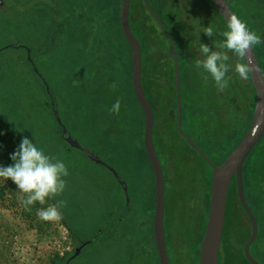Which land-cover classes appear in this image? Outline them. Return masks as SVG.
Returning <instances> with one entry per match:
<instances>
[{
    "label": "rangeland",
    "instance_id": "374dc122",
    "mask_svg": "<svg viewBox=\"0 0 264 264\" xmlns=\"http://www.w3.org/2000/svg\"><path fill=\"white\" fill-rule=\"evenodd\" d=\"M11 1L31 6L26 11L16 12L0 9V121L12 129L20 142L23 137H28L43 148L46 154L63 159L68 166L69 175L64 178L66 187L61 195L47 200L44 205H37L38 209L62 201L61 219L55 222L39 220L37 209L25 211L21 203L22 194L17 191L15 184L11 180H2L5 194L0 200V264H70L76 258L74 263L78 264L91 261L92 256L90 264H106L101 238L108 221L103 215L109 214L110 202H106V198L113 193L116 184L108 171L101 167L102 164L92 161L81 148L116 169L126 164L130 170L136 169L143 186L142 193L147 194L152 172L148 159L140 155L139 151V125L135 118L139 109L134 108L135 116L132 114V122L122 136L113 134L109 128L117 117L110 113L109 104L105 106L95 99L97 89L88 80L92 69L85 65L89 59L86 63L85 59L76 57L72 45L65 40L44 38L45 33L31 17H39L43 8L42 0ZM2 2L0 0V5ZM147 17L146 13L144 18ZM150 21L147 19L154 42L144 44L142 58L144 63L149 61L150 65L157 66L161 65L163 57L168 54L170 43L166 42L157 26ZM15 43L20 44L18 49L14 48ZM61 43H65L67 47L63 49L64 45L61 46ZM23 48L32 50L31 60L39 68L40 76L29 63L28 52ZM81 56L85 58L84 54ZM43 84L54 93L59 104L61 122L58 127L75 139L81 146L80 149L69 144L63 147L59 138L46 133V126L52 128L53 123L51 119L46 121L44 114V111L47 112L48 102L43 94ZM79 85L85 87L84 92ZM185 127L183 125L184 129ZM154 141L162 164L166 163L164 155L168 151L170 157L167 159L172 160L174 166L176 163L184 165L183 159L186 158L190 170L194 167L197 172L201 170V161L191 146L176 134L162 139L155 133ZM178 168L179 175L181 171ZM184 191L186 188H183ZM185 200L186 197H183L182 201ZM178 202L169 191V232L176 227L175 215L182 205ZM177 217L178 215L176 219ZM243 222L242 212L234 211L231 234L233 238H237V242L234 243L235 252L231 250L226 253L227 259L231 258L229 264H247L242 256L236 254L241 252L243 237L247 234ZM168 239L170 240V234ZM75 249H78V253ZM181 254L185 256L184 249ZM181 262L185 264L184 257Z\"/></svg>",
    "mask_w": 264,
    "mask_h": 264
},
{
    "label": "trees",
    "instance_id": "16d2710c",
    "mask_svg": "<svg viewBox=\"0 0 264 264\" xmlns=\"http://www.w3.org/2000/svg\"><path fill=\"white\" fill-rule=\"evenodd\" d=\"M3 1L6 7L14 12L26 11L29 8L11 0ZM43 1L48 3L46 0ZM59 1L84 4L83 6H78L79 11L73 10L75 12L73 15L78 14L79 18L86 17L83 21L80 19L81 24L83 25L84 23L86 25V28L84 26V32L88 34H103L110 38L111 41L116 39V34L121 33V35H124L121 21V0ZM147 1L176 45L180 70L182 130L213 163L219 166L250 130L256 106V92L250 75L244 79L234 71L230 72V86L224 90H219L210 79L206 82L204 77L192 68L194 61L198 58L200 43L214 48L213 38L205 35L203 32L204 28L212 27L214 39L220 40L222 39L220 34L226 27V22L218 13L213 0ZM227 2L234 15L242 18L250 30L255 31L257 35L264 38V0H227ZM51 13L52 18L56 19L55 15H53L55 9H52ZM146 13L149 17L144 18ZM87 14L89 15L88 17L86 16ZM147 19L157 26L161 36L168 42L166 36L149 13L144 1L131 0L130 23L135 37L141 39L142 57L145 52L144 44L148 45V43L154 42V36L152 31H150ZM68 28V34H73L76 30L75 24ZM77 31L80 32V26ZM126 42L127 51H129L131 58L130 45L127 39ZM114 50L120 51L119 46ZM254 50L264 73V45H257ZM228 55L233 67L237 63H245L243 57H238L232 52H228ZM163 59L161 65L157 66L150 65L149 61L147 63L143 62L142 83L146 97L155 115L154 135L157 133L159 138L168 139L176 134L191 146V149L201 161V170L197 172L195 167V170H190V165H188L186 158L183 159L184 165H181V163L177 165L176 163V166H174L172 160L167 159V157H170L168 151L165 152V155L163 154L166 160V163L163 164L166 181V237L168 239V234H170L169 243L171 242L170 245L173 251L171 254L173 264H183L181 262L183 257L185 258V264H200V248L209 215L213 169L199 155L191 143L178 132L176 70L171 44H169L168 54ZM130 77L132 78V70ZM129 88L131 96L128 93H126V96L131 101H134L135 106L139 108L142 113L141 119L145 125V114L135 96L132 83ZM183 125L186 126L185 129ZM56 129L61 135V128L57 124ZM0 132L5 133L0 135V165L8 166L12 163L9 158L10 154L17 149L20 140L3 121H0ZM62 140L61 146H65L68 140L63 136ZM101 167L105 168L103 165ZM178 167H180L181 171L179 175L177 174ZM105 169L107 170V168ZM243 182L248 206L256 217L259 227L258 237L251 246V254L258 264H264V138L244 165ZM155 185L154 177V195ZM183 188H186V191L183 192ZM169 191L173 193L176 201L179 200L182 204L179 212L175 215L176 227L172 232H169L167 228ZM4 194L5 187L2 185V180H0V200L4 198ZM183 197H186L184 202L182 201ZM155 200L156 197L154 199V204L156 205ZM37 205L39 206L40 204L32 206V209H37ZM236 210L241 211L244 215L243 224L246 226L245 229L247 231V234L243 237L241 252L237 253L239 257L242 256L246 263L249 264L243 250L244 245L251 236V224L239 202L237 182L234 179L228 194L225 235L221 250L225 249L232 241L237 242V238H233L231 234L232 215ZM230 247L234 252L235 245L227 246L229 249ZM182 249H184L185 256L181 254ZM230 260L231 258L227 259L224 264H229ZM221 262L222 257L220 255V264Z\"/></svg>",
    "mask_w": 264,
    "mask_h": 264
},
{
    "label": "crops",
    "instance_id": "0c3cea01",
    "mask_svg": "<svg viewBox=\"0 0 264 264\" xmlns=\"http://www.w3.org/2000/svg\"><path fill=\"white\" fill-rule=\"evenodd\" d=\"M46 1L48 3L45 1L42 2L43 8L39 13V17L31 15L34 23L36 24L38 22L37 25L45 33V39L59 38L61 41L65 40L68 44L72 45V47L69 46L76 53V57L85 59V62L89 59L88 64L85 65L92 69V73L88 75L90 77L88 80L92 86H95L97 89L95 99L100 101V103H104L105 106L109 104L110 108L117 100L121 103L120 112L118 114L114 113L117 117L116 121L113 125L110 124L109 129L113 134L122 136L127 126L132 122L133 110L136 107L134 101H131L128 96H126V93L131 96L129 87L131 83L133 85V63L132 54L130 58L129 51H127V42L124 35H121V33L116 34V39L111 41L110 38L103 34H88L84 32V26L86 28V25L84 23L82 25L80 22V19L83 21L86 17L79 18L78 14L73 15L75 13L73 10L79 11L78 6H83L84 4H77L75 2L66 3L63 1L53 2L51 0ZM25 6L30 8L31 5L25 4ZM5 8L8 9L3 1L0 5V9L4 10ZM52 9H55L53 15H55L56 19L52 18ZM80 12L82 13V11ZM86 16L88 17L89 15L87 14ZM24 17H26V15H24ZM72 24H75L76 30L73 34H68V27ZM79 26L80 32L77 31ZM64 44L65 43H61V46ZM19 45V43H15L13 46L18 49L17 47ZM118 46L120 51L117 52L114 49ZM65 47H67V45H64L63 49ZM23 49L28 52V57L30 59L29 63L40 76L39 68L31 60L32 50L30 48ZM80 49L82 51H80ZM82 54H84L85 58L81 56ZM131 70L132 78L130 77ZM82 85H79V88L84 92L85 87ZM44 89L43 94L48 102L47 112L45 113L44 111V114L46 116V121H48L47 119H51L53 123L52 128L46 126V130H48L46 133L48 136L51 135L59 138L62 142V136L64 138L68 137L79 145V143L65 133L62 128L61 135L56 129V124L59 125L61 122L59 118L60 112L58 110L59 104L54 93H51L48 88L46 89L44 87ZM141 116L142 113L139 110L135 117L138 119L139 125V135L137 137L139 151L140 155L145 156L150 163L145 150V125ZM66 143L68 144V142ZM101 161L106 165L105 168H107L109 175L116 184L113 187V193L111 195L109 194L106 198V202H110L109 214L103 215L108 221L107 227L102 230V248L103 254L106 256V264H138V258L143 249L144 241L149 239L150 233L153 232L152 220L156 205L154 204L155 195L153 191L155 176L153 177L154 172L152 166V173L149 177V188L146 191L147 194H143L140 175H138L136 169L133 171L130 170L127 164L120 169H116L111 164L103 160ZM76 259L72 260L70 264H75L74 262ZM91 261L78 264H90Z\"/></svg>",
    "mask_w": 264,
    "mask_h": 264
},
{
    "label": "water",
    "instance_id": "95a60500",
    "mask_svg": "<svg viewBox=\"0 0 264 264\" xmlns=\"http://www.w3.org/2000/svg\"><path fill=\"white\" fill-rule=\"evenodd\" d=\"M149 13L159 24L162 32L169 40L172 46L175 70H176V89H177V127L182 137L188 140L199 155L212 167L211 196L209 215L203 242L200 248V264H219L220 250L223 243L228 194L234 179L237 182L238 199L243 211L247 215L251 224V236L244 246V254L250 264H258L253 258L250 248L258 237V222L253 212L248 206L243 182L244 165L264 138V73L258 62L254 47L251 48L243 57L246 65L250 68V78L256 92V106L253 114V120L250 130L243 137L239 145L230 153L227 159L219 166L213 164L211 160L201 151V149L190 139L182 130V102L180 87V70L177 51L174 43L163 26L155 11L147 0H143ZM214 5L220 16L227 23V18L234 15L227 0H213ZM131 0H122L121 21L122 30L130 44L133 63V88L135 96L145 114V150L150 160L156 182V211L154 219V235L159 253L160 264H170L167 251L166 232H165V208H166V181L163 165L158 157L154 143V111L146 97L142 83L143 59L140 42L134 36L130 24ZM66 133V132H65ZM64 133V135H65ZM68 143L75 148L80 149L77 143L66 137ZM89 157L106 166L98 157L90 154L85 149ZM78 253V251H77Z\"/></svg>",
    "mask_w": 264,
    "mask_h": 264
},
{
    "label": "clouds",
    "instance_id": "9594fccd",
    "mask_svg": "<svg viewBox=\"0 0 264 264\" xmlns=\"http://www.w3.org/2000/svg\"><path fill=\"white\" fill-rule=\"evenodd\" d=\"M205 35L213 38L214 48L200 43L198 58L192 68L202 75L207 82L209 79L219 90L230 86V72L237 73L246 79L250 68L245 63H237L234 67L230 63L228 52L244 57L246 53L257 45H264V38L250 30L245 21L237 15L227 18L225 30L220 34L222 39H214L212 27L204 28ZM121 103L117 100L109 109L110 113L118 114ZM5 133L0 132V135ZM11 164L0 165V180H11L19 193L25 211H31L37 203L44 205L47 200L54 199L65 191V177L69 169L63 159L46 154L35 141L23 137L17 149L10 154ZM62 201L48 204L47 207L37 209L36 215L44 222H55L61 219Z\"/></svg>",
    "mask_w": 264,
    "mask_h": 264
},
{
    "label": "flooded vegetation",
    "instance_id": "af4514ba",
    "mask_svg": "<svg viewBox=\"0 0 264 264\" xmlns=\"http://www.w3.org/2000/svg\"><path fill=\"white\" fill-rule=\"evenodd\" d=\"M122 1V0H121ZM145 4V3H144ZM154 10V9H153ZM156 13V12H155ZM157 15V14H156ZM152 16V15H151ZM158 17V15H157ZM153 18V17H152ZM159 18V17H158ZM154 19V18H153ZM160 20V19H159ZM155 21V20H154ZM161 21V20H160ZM156 22V21H155ZM157 23V22H156ZM162 23V22H161ZM131 24V23H130ZM163 24V23H162ZM157 25L159 26V24L157 23ZM164 26V25H163ZM160 27V26H159ZM161 29V28H160ZM124 33V32H123ZM164 34V33H163ZM169 34V33H168ZM125 36V34H124ZM135 36V35H134ZM171 37V36H170ZM137 38V37H136ZM125 39L126 36H125ZM172 39V37H171ZM141 39H138L139 42ZM168 40V39H167ZM128 41V40H127ZM173 41V39H172ZM169 42V40H168ZM129 43V42H128ZM174 43V41H173ZM171 44V43H170ZM130 45V44H129ZM141 45V43H140ZM174 46L176 48V45L174 43ZM172 47V46H171ZM131 49V47H130ZM141 49H142V46H141ZM177 51V49H176ZM132 54V53H131ZM177 56H178V53H177ZM179 63V61H178ZM154 129H155V126H154ZM163 165V164H162ZM164 169V168H163ZM155 197H156V191H155ZM155 203H156V200H155ZM155 211H156V208H155ZM154 219H155V212H154V215H153V224H152V227H153V232L150 233V236H149V239H147L146 241H144V244H143V249L141 250V254L139 255V262L138 264H160V258H159V253H158V250H157V245H156V240H155V235H154ZM165 232H166V226H165ZM224 235H225V231H224ZM167 236V235H166ZM224 239V237H223ZM166 242H167V251H168V257H169V260H170V264H173V261H172V257H171V254L173 253L172 251V247H171V242L169 243V239H167L166 237ZM230 242V241H229ZM234 242L235 241H232L231 243H229L227 246H230V245H234ZM223 244V243H222ZM226 248L225 249H222L220 250V255L222 257V262L221 264H224L223 262H225L227 260V257H226V253H228L229 251L231 252V247L230 249L229 248ZM245 246V245H244ZM222 248V246H221ZM76 250V249H75ZM234 250V249H233ZM78 249L75 251L77 253ZM250 251H251V248H250ZM83 252V251H82ZM235 252V251H234ZM244 252V250H243ZM236 254L238 255V253L236 252ZM245 255V254H244ZM239 256V255H238ZM246 258V257H245ZM245 260V259H244ZM249 263V262H248ZM219 264H220V257H219ZM250 264V263H249Z\"/></svg>",
    "mask_w": 264,
    "mask_h": 264
}]
</instances>
